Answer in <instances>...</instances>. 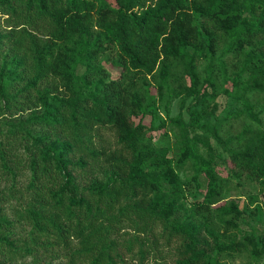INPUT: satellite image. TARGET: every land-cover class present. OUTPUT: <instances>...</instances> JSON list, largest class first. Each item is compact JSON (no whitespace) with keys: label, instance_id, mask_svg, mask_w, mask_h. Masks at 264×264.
Wrapping results in <instances>:
<instances>
[{"label":"trees","instance_id":"16d2710c","mask_svg":"<svg viewBox=\"0 0 264 264\" xmlns=\"http://www.w3.org/2000/svg\"><path fill=\"white\" fill-rule=\"evenodd\" d=\"M219 93L245 105L235 133L210 124ZM174 97L188 120L154 125ZM252 99L264 0H0V264H264V228L238 237L224 200L245 177L264 205Z\"/></svg>","mask_w":264,"mask_h":264},{"label":"rangeland","instance_id":"374dc122","mask_svg":"<svg viewBox=\"0 0 264 264\" xmlns=\"http://www.w3.org/2000/svg\"><path fill=\"white\" fill-rule=\"evenodd\" d=\"M224 58L227 61V69L228 71H230V64L232 61L231 55L227 54ZM104 65L109 69L113 77L118 75V70L109 66L107 63H104ZM219 82L221 84V87L231 86L229 80L226 82H222V80L220 79ZM214 101L217 104V110L211 117L210 124L219 127L220 133L222 135H226L228 133H235L240 128H242L245 123L249 122L244 111L245 105L242 103V101H239L234 97L225 95L223 93H219V95ZM189 102L190 100L187 101V103ZM212 103L213 102H208L207 106L205 107L207 109L211 108ZM251 103L252 110L257 113L258 118L260 120L259 125L264 127V112H262L261 110L259 100L252 99ZM180 111L181 119L187 121L189 118V113L185 108L180 107L179 98H171L168 110H166L164 106H160L158 112L159 115L154 118V125L159 124V122L161 121H168V115L170 117H176ZM146 121L148 122V117L146 118ZM166 133L167 134L162 133V130H155L153 132L154 140L159 144H168L174 146L176 135L171 129V126H168L166 128ZM192 133L193 131L190 132V134ZM109 137H111V135L108 134V138ZM210 143L214 147L216 152H222L220 145L213 138H210ZM201 151L204 152V147H202V145ZM192 173L193 169L188 164L186 168L181 172V177H189ZM238 183V185L233 186V188H231L224 194L225 201H228L229 199H236L239 209L244 211L239 222V231L237 232V235L238 237H240V235H243L244 233H249L250 231L261 233L264 228V205H261L260 210H256L255 206H257V203L252 205L250 204L249 199L251 195L257 193V187L252 181L245 177L238 179ZM26 261H30V258H27ZM261 261L264 262V256L262 257ZM226 262L227 264H250L252 260L245 254H242L240 256H236L235 258H228L226 259ZM55 263L63 264L60 260L56 261Z\"/></svg>","mask_w":264,"mask_h":264}]
</instances>
